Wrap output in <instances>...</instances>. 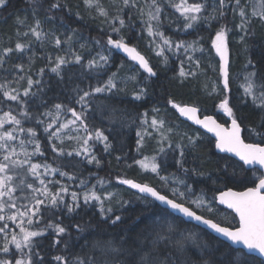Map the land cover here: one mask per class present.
I'll return each mask as SVG.
<instances>
[{"label": "snow or ice", "instance_id": "obj_1", "mask_svg": "<svg viewBox=\"0 0 264 264\" xmlns=\"http://www.w3.org/2000/svg\"><path fill=\"white\" fill-rule=\"evenodd\" d=\"M27 2L33 22L29 24L27 16H17L14 46H0V73L3 74L0 76V264H264V80L258 79L256 64L248 59L240 85L243 90L240 99L242 106H247L250 101L260 119L255 126L245 124L247 117L237 114L238 110L227 95L230 91L229 34L233 29L227 23H221L229 12L233 19L238 16L239 23L235 24V29L241 33L238 42L244 44L248 37L254 35L250 31L254 20L264 25V0H244L243 4L241 0H143V4L140 0H110L107 5L104 0H82L90 19H100L112 33L120 36L113 39L109 34L106 44L93 39L91 43L100 48L95 55H92L89 41L84 40L78 29L66 25L64 17L56 15L62 12L75 15L78 20L84 19L79 11L72 13L67 0ZM9 3L10 0H0V11ZM166 8L178 14L177 21H182V24H177L178 31L187 32L202 25L211 28L213 23H219L211 38V48L219 57L218 68L213 67V71L218 72V81H213L211 88L205 83L203 90L208 95L223 94L217 108L228 119L220 123L212 115L201 118L198 105L178 103L171 96L166 98V105L179 116L212 133L215 148L220 152L238 158L231 175L229 165H224L221 170L223 178H234L238 171L251 175L245 176L247 184L243 190H233L225 184L223 190L216 188L209 199L203 190L196 194L186 179L176 173L162 174L167 169L166 161L160 157L171 151L174 165L184 176H204L205 173L197 168L185 166L186 150L194 149L201 137L199 133H178L174 126L160 117V109L154 107L156 115L149 120L147 112L143 113L141 129L136 133V153L141 158L129 157L125 153L116 155L115 159L118 165L124 162L128 168L138 166L141 171L154 174L161 182L160 187L120 174L116 175L115 181L135 190L137 199L144 201L146 206L155 205L159 211L145 217V226L138 231L112 233L107 229H114L123 222V217L115 214L113 202L121 207L128 202L119 200L116 192L108 191L110 180L97 176L96 183L89 184L88 178L79 177L75 171H65L61 164L53 166L47 159L38 160L46 155L38 129L42 128L47 134V145L54 162L66 160L68 167L76 168L82 162L100 167L103 162L95 153L97 144L103 146V152L110 156L113 154V144L105 130L89 126V112L94 99L123 91L120 84L136 82L140 70L147 74L145 80L157 76L145 55L121 34L122 29H133L134 14L141 21V31L151 38L149 48L161 58L163 65L168 64V53L180 57L179 70L172 79L183 85L190 77L196 78L201 69L196 53L203 55L205 52L202 38L173 40L166 35L164 21L172 22ZM40 11L45 13L47 22L59 20L65 31L59 34L52 29L45 31L44 21L37 16ZM37 45L41 49L51 47L53 51L38 55ZM112 49L125 53L137 66L131 75L120 78L118 69L95 85L89 82L87 87H81L74 83L76 74L71 72L72 68H77L80 77L98 76L111 63ZM13 56L17 62L10 64ZM37 59H45L46 64L33 72ZM123 66L121 62L120 67ZM46 71L53 74L58 83L63 84L67 77L73 85L65 100L49 104L45 93L47 85L43 80ZM34 75L36 79H33ZM146 95L147 88L140 87L133 92V99L139 101ZM111 111L114 114L117 110L113 108ZM67 114L70 118H65ZM111 119L119 118L113 116ZM177 135L180 138L174 141L173 137ZM251 137L255 140L248 142ZM148 139L156 140V148L151 155L143 153ZM66 141L75 144L69 148L65 146ZM129 159L131 163H128ZM56 176L69 182L78 181V190H72V185L61 179H54ZM221 179L218 176L213 184ZM215 203L234 213L233 222L228 226L211 218ZM89 208L96 210L94 215L98 219L95 225L91 221L81 222V212ZM45 212L54 218L40 227ZM64 219L71 223L65 224ZM140 220L137 217V221ZM191 221L210 230L209 236L217 234L218 243H209L201 238L200 233L180 227V224ZM9 222L14 227H10ZM49 230L55 236L51 247L58 250L46 260L36 238ZM220 237L230 243L225 244L219 240ZM73 248L78 251L72 252Z\"/></svg>", "mask_w": 264, "mask_h": 264}, {"label": "trees", "instance_id": "obj_2", "mask_svg": "<svg viewBox=\"0 0 264 264\" xmlns=\"http://www.w3.org/2000/svg\"><path fill=\"white\" fill-rule=\"evenodd\" d=\"M104 2L107 5L110 0H104ZM140 2L143 4V0H140ZM241 2L243 4L244 0H241ZM67 4L71 8L72 13L79 11L84 19L78 20L75 15L69 16L62 12H58L56 13V15L63 16L66 25L78 29L79 34H82L84 40L89 41V47L92 48V55H95L97 51H100V48H98L94 43H91L93 39H99L102 44H106L107 36L109 34L113 39L120 38L118 34L112 33L106 24H102L100 19H90L86 9L82 4V0H67ZM166 14L172 22L169 23V20H165L163 31L166 35L171 36L173 40L192 41L197 38H202L201 44L205 48V52L203 53V55L200 52H197L196 57H198L200 59V62L202 63V57L208 55V62L205 66L202 67V69L207 73L206 79H203L200 69L198 70L200 74L196 78L190 77L183 85H179L177 81L173 80L172 78L176 75L180 67V57L173 56L172 54L168 53L167 55L169 57V61L167 66L161 63V58L154 59L151 54L148 53L146 46L140 39V36H143L144 32L141 31L142 25L140 19H138L137 15L134 14L132 16L133 29H122L121 34L126 37L127 41L131 45L136 46L137 49L143 55H145V57L149 60L150 65L157 72V76L145 80L144 78L147 76V74L140 70V75L137 78L139 86L135 87L133 89V92L137 91L140 87H146L147 95L142 100H134L133 92L131 94L123 95L119 93V91L116 92L114 96H98L94 99L92 110L89 112V126L99 127L105 130V134L109 135V139L112 141L114 148L113 154L110 156L107 153L103 152V146L97 144L95 147V153L97 157L103 162L100 167H96L94 164H87L86 162L80 163L76 168L68 167L66 166V160H56L54 162L53 153L47 145V134L43 132L42 128H40L38 129V135L41 138L42 147L46 149V155L45 157L37 158L38 160L42 162L44 159H47L48 163H52L53 166H56V164H61V166L64 167L65 171H75L79 177L88 178L89 184H93L94 178H96L94 177V175L90 176V173L97 174L98 177H107L108 173L110 178H115L117 174H120L126 175L127 178L134 179V177H138L137 174H131L129 172V169L131 168L126 167L124 162H121L118 165L115 156L127 153L129 157L135 156L137 159L141 158L136 153V140L138 139L136 133L141 129L142 114L147 112V118L151 120L154 114L153 108L155 107L160 109V113L162 112L163 114H166V119L171 120L173 124L184 125L188 127V130L180 128L178 132L186 131L190 135L199 133L201 137L200 141L194 149L186 150L187 163L185 166L189 168L195 167L198 169V171L204 172L205 175L184 176L183 173H181L174 165L172 159L174 154L171 151L168 152L167 156H164L163 161H166L165 167L167 169L165 173H176L181 178L186 179V181L191 184L192 188L197 194H199L201 190H203L207 194V197L209 199H211V197L213 196L216 188H220L221 190H223L225 188V184L227 185V187H231L237 191L244 189L247 184L245 176H250L251 174L243 171H238V174L234 178H223V172L221 170L223 169L224 165L226 163L229 165L228 172L229 175H231L233 167L236 166V161L228 156L217 154L214 151L213 140L209 136L202 133L199 129L180 121L177 113L173 109H170L168 105H166V98L171 96L178 103L198 105L201 109V115H212L217 118L220 123H224L226 121L217 108L220 100L223 99V94L208 95L203 90V85L205 83H207L209 88H211L212 82L218 81V72H214L213 67L218 68L219 57L215 54L214 49L211 48V38L214 35L215 30L219 27V23H213L211 28H208L206 25H202L198 26L195 29H190L187 32L178 31L177 24H182V21L176 20L178 14L174 13V11L170 8H166ZM17 16L21 18L27 16L28 23L31 24L33 22L32 12L27 0H10L8 7L0 11V46H8L9 44L14 46L16 40L15 32L17 27L15 24V20ZM37 16L39 19L44 21L43 27L45 31L52 29L56 31L57 34L65 31V28L61 27V23L59 20L55 22L45 21V13L43 11L38 12ZM125 19L127 22V17H125ZM221 23H227L228 26L233 29V31L229 34L228 60L231 68H229L230 91L227 93V95L229 96L230 103L238 110L237 114L242 117H247V119L245 120V124L255 126L260 119L259 113L258 111L254 110L250 101L247 106H242L240 98L242 96L243 90L240 85L243 82L244 73L246 71L245 65L248 59H251L256 64L258 70V79L264 80V25H261L258 20H254L252 28L250 29V31L254 33V35L248 37L244 44L239 43L237 47H232V42L230 41L231 38L241 35V33H239L235 29V24L239 23V17L237 16L233 19L231 12H229V16L225 21H221ZM102 28L104 29V31H101ZM36 51L38 55H40L44 51L51 52L53 51V49L51 47L41 49L40 46L37 45ZM105 54H107V50H105ZM15 62H17L16 57L13 56L10 60V64ZM121 62H123V64L125 65L130 64L121 55L118 54L116 49H112L111 63L107 66L106 71H102L98 76L96 74H92L91 76L80 77V73L77 71V68H72L71 72L76 74V76L74 77V83L80 84L81 87H87L89 82L95 85L98 80H106L108 75L116 72L121 65ZM45 64V59H37L33 68V72L41 67H44ZM130 67L132 68V71L137 68H135L134 65H131ZM185 67L187 68L188 65L185 64ZM2 75L3 74L0 73V76ZM76 77L80 78L77 79ZM36 78L37 77L34 75L33 79ZM43 80L47 85V87L45 88V93L46 99L49 100V104L65 100V95L70 92V88L73 86L67 81V77L63 84L58 83L57 78L47 71ZM97 105H99V107H97ZM113 108L117 110L114 114L111 111V109ZM42 110L43 109H40V111ZM113 116L119 119H111ZM65 118H70V114H67ZM245 136H247L246 133ZM179 138L180 137L177 136L173 138V140L176 141L179 140ZM254 140V137L248 138V142H253ZM155 143L156 141L151 139L149 141L150 148L154 147ZM76 159L80 160L81 158ZM128 163H131L130 159L128 160ZM137 167L138 166H133L132 169H135ZM209 174L211 175V178H209ZM144 175L145 176L140 178H145L154 186L160 187V181L157 177H155L154 181L153 177H151V174L145 173ZM218 176L222 177V179L217 181L216 184H213V180H215ZM54 179H61L63 181L67 180L66 178H61L59 176L54 177ZM107 179L109 178L107 177ZM77 182L78 181L72 183L76 186ZM116 187L120 189V195L118 199L127 201L128 203L121 207L119 203L113 202L112 206L114 212L115 214L121 215L123 217V222L119 223L114 229L108 228V232L116 233L120 232L121 230L138 231L145 226L143 223L145 217H148L154 212L159 211V208L155 205L146 206L145 202L137 199L136 194L128 190L126 186H120L119 184H117ZM213 207L215 211L211 214V218L221 219V224L224 226H228L233 222L232 218L234 215L232 213L221 209L216 204H214ZM95 211V209L89 208L86 212H81V216L83 217V220L81 222L91 221L92 224L95 225L98 219V217L94 215ZM205 215L209 214L205 213ZM137 217H140L141 220L137 221ZM53 218V216L45 212L44 219L40 222L39 226L43 227L47 220ZM75 219L80 220V217H76ZM64 223L70 224L71 221L68 219H64ZM9 226H13L11 222H9ZM101 227L107 226L101 225ZM180 227L183 229H191L194 232L200 233L201 238L204 240H208L209 243H218L216 237L212 235L209 236L206 231L192 224L182 223L180 224ZM36 239L38 241L37 246L38 248H40L42 254L46 256V260L50 259L51 255L56 254L58 249H54L51 247L52 242L55 239V236L51 232V230H49L44 236L38 237ZM65 239H67V237H65ZM59 247L63 246L60 245ZM71 251L76 252L78 251V249L73 248L71 249Z\"/></svg>", "mask_w": 264, "mask_h": 264}, {"label": "rangeland", "instance_id": "obj_3", "mask_svg": "<svg viewBox=\"0 0 264 264\" xmlns=\"http://www.w3.org/2000/svg\"><path fill=\"white\" fill-rule=\"evenodd\" d=\"M239 36L240 35H238V36H234V37H232L231 38V44H232V47L233 46H235V47H237V45L239 44ZM140 39H141V41H142V43L146 46V49H147V51H148V53H150L151 54V56L154 58V59H157V58H160V57H157L155 54H154V52L149 48V46H148V41L151 39L150 37H148L147 36V33L146 32H144V35L143 36H140ZM234 47V48H235ZM169 54H171V53H169ZM202 63H201V75L203 76V79H206V76H207V73H206V71H204L203 69H202V67L203 66H205L206 64H207V62H208V55H205L204 57H202ZM128 62V61H127ZM130 63V62H129ZM124 66L121 68L120 66H119V73H118V76L120 77V78H126L127 76H129V75H131L132 74V68L130 67L131 65H133L132 63H130L129 65H125V64H123ZM136 68V67H135ZM229 68H231V66H230V64H229ZM117 72V71H116ZM138 78V77H137ZM139 86V83H138V81L137 82H132V81H129V82H127V83H121L120 84V87L121 88H123L124 90L123 91H119V93H121V94H123V95H125V94H131L132 92H133V89L135 88V87H138ZM170 107V106H169ZM170 109H171V107H170ZM174 110V109H173ZM175 111V110H174ZM218 111L223 115V117H224V119L225 120H227L228 118H227V116L224 114V113H222L219 109H218ZM171 112V111H170ZM176 112V111H175ZM162 113V112H161ZM159 114L160 115V117H162V118H164L167 122H168V124L170 125V126H174L175 128H176V130H177V132H178V130L181 128V129H187L188 130V127L187 126H184V125H177V124H173L172 123V121L171 120H168V119H166V117H167V115L166 114ZM154 115H156L155 113L153 114V116ZM169 115V114H168ZM184 132H186V131H184ZM184 132H182V131H179L178 133H184ZM178 136V135H177ZM177 136H174L173 138H175V137H177ZM151 139H148V140H146V147L143 149V153L145 154V155H151V154H153V149L154 148H156V143L154 144L155 146L154 147H152V148H150V144H149V141H150ZM154 141H156V140H154ZM74 144H75V142H73V141H66V143H65V146L66 147H71V146H74ZM152 146H153V144H152ZM161 157H162V159H161ZM160 157V159L163 161L164 160V156H161ZM141 170L139 169V167H137V168H135V169H129V172L131 173V174H137V176L138 177H134V180H137L138 182H148V183H150V181H148V180H146L145 178H140V177H143V176H145L144 174L145 173H149V174H151L152 176L151 177H153V180L155 181V175L154 174H152V173H150V172H140ZM139 174H138V173ZM163 174H167V173H163ZM94 177H97V174H95L94 175ZM107 177L109 178V179H111L110 181L112 182L109 186H108V191H113V192H116L117 193V198L119 197V190L120 189H118L117 187H116V185H117V183H116V181H115V178H110V176L108 175V173H107ZM107 177H102V178H104V179H106V180H109V179H107ZM184 179V178H183ZM64 183H69V184H71L72 182H69V181H67V180H64L63 181ZM96 183V178H94V181H93V184H95ZM188 183V182H187ZM73 184V183H72ZM71 184V185H72ZM159 184H161V182H159ZM188 184H190V183H188ZM191 185V184H190ZM120 186H124V185H120ZM73 190L74 189H76V186L73 184V188H72ZM123 189V188H122ZM76 190H78V189H76ZM194 190V189H193ZM195 192V191H194ZM196 193V192H195ZM197 194V193H196ZM115 202V201H114ZM215 211V210H214ZM214 213V212H213ZM171 219V218H170ZM214 219V218H213ZM215 220H218L220 223H222V221H221V219H218V218H215ZM14 226V225H13ZM13 226H11V227H13ZM16 231H18V229H15Z\"/></svg>", "mask_w": 264, "mask_h": 264}, {"label": "water", "instance_id": "obj_4", "mask_svg": "<svg viewBox=\"0 0 264 264\" xmlns=\"http://www.w3.org/2000/svg\"><path fill=\"white\" fill-rule=\"evenodd\" d=\"M117 52H118V54L121 55L126 61H128V62H130V63L133 64V62L130 61V60L127 58V56H126L125 53H123V52L120 51V50H117ZM133 65H134V64H133ZM134 66L137 67L136 65H134ZM177 116H178L179 120H181L182 122H185V123H187L188 125H190V126H192V127H194V128L199 129L201 132L205 133V134L208 135L211 139H213V140H214V151H215L217 154L228 156V157L234 159L235 161L238 159V158L232 156V154H230V153H223V152H220L218 149H216V148H215V137H214V135H213L212 133H208L205 129H203V128L200 127L199 125H196V124L192 123V121H189L186 117H181V116H179L178 112H177ZM202 117H203V116H201V118H202ZM214 118H215V117H214ZM215 119H216V118H215ZM216 120H217V119H216ZM217 121H218V120H217ZM218 122H219V121H218ZM226 126H227V125H226ZM126 188H127V186H126ZM127 189H128V188H127ZM128 190H130L131 192L135 193V190H131V189H128ZM233 190H234V189H233ZM216 205H217L218 207H220L221 209H224V210H226V211H228V212H230V213H232V214L234 215V213H233L230 209H227L226 206H224V205H219L218 203H216ZM160 207H163V206H160ZM176 215H179V214H176ZM189 224H192V225H194V226H196V227H198V228H200V229L206 231L207 233L210 232V230L206 229L205 226H203V225H198L197 222H195V221H191V222H189ZM223 226H224V225H223ZM216 235H217V234H212V236H214V237H216ZM219 240L224 241V243H226V244L230 243L229 241L226 240V238H223V237H220ZM233 247H240V246H239V245H234Z\"/></svg>", "mask_w": 264, "mask_h": 264}, {"label": "flooded vegetation", "instance_id": "obj_5", "mask_svg": "<svg viewBox=\"0 0 264 264\" xmlns=\"http://www.w3.org/2000/svg\"><path fill=\"white\" fill-rule=\"evenodd\" d=\"M177 113V112H176ZM201 115V114H200ZM201 116H203V115H201ZM185 123V122H184ZM187 124V123H186ZM213 146H214V141H213Z\"/></svg>", "mask_w": 264, "mask_h": 264}]
</instances>
